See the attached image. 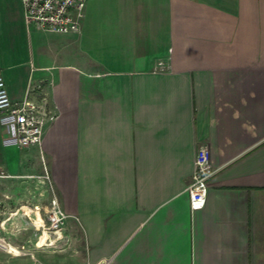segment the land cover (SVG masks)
<instances>
[{
	"label": "crops",
	"instance_id": "0c3cea01",
	"mask_svg": "<svg viewBox=\"0 0 264 264\" xmlns=\"http://www.w3.org/2000/svg\"><path fill=\"white\" fill-rule=\"evenodd\" d=\"M88 1L78 32L40 35L6 0L8 93L56 118L28 147L0 126V181L56 195L84 264H264V0ZM203 142L217 171L192 210Z\"/></svg>",
	"mask_w": 264,
	"mask_h": 264
},
{
	"label": "built area",
	"instance_id": "2783aa9c",
	"mask_svg": "<svg viewBox=\"0 0 264 264\" xmlns=\"http://www.w3.org/2000/svg\"><path fill=\"white\" fill-rule=\"evenodd\" d=\"M25 20L28 26L53 33L78 32L84 17L87 0H21ZM170 67L163 61L156 63V71H167ZM56 118L48 105L46 95L35 100L27 94L21 100H13L6 86L3 72L0 70V126L5 134L6 146L28 147L42 144L46 125ZM217 169L211 161L209 145L200 143L197 148L195 170L187 187L190 208H204L209 192V180ZM2 175H5L2 173ZM45 177L49 179V175ZM68 215L62 209L59 199L53 195L49 201L48 222L43 227L55 234H61Z\"/></svg>",
	"mask_w": 264,
	"mask_h": 264
},
{
	"label": "rangeland",
	"instance_id": "374dc122",
	"mask_svg": "<svg viewBox=\"0 0 264 264\" xmlns=\"http://www.w3.org/2000/svg\"><path fill=\"white\" fill-rule=\"evenodd\" d=\"M36 29L34 25L29 27L30 32L40 35L54 34ZM16 30L6 0H0V34L6 37ZM20 181L15 179L7 184L0 181V264H84L80 257L71 255L76 247L69 240L66 226L59 235L41 227L44 223L46 227L49 225L52 194H36L35 178Z\"/></svg>",
	"mask_w": 264,
	"mask_h": 264
}]
</instances>
